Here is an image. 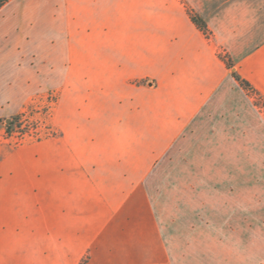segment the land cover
<instances>
[{
  "label": "crops",
  "instance_id": "crops-1",
  "mask_svg": "<svg viewBox=\"0 0 264 264\" xmlns=\"http://www.w3.org/2000/svg\"><path fill=\"white\" fill-rule=\"evenodd\" d=\"M155 1L48 0L45 32L30 40L66 57L80 34L95 42L80 56L96 60L49 85L61 94L57 135L17 152L13 169L1 162V183L21 172L46 206L23 217L30 224L0 225V264H173L147 181L216 93L238 84L232 73L264 103V37L227 48L228 68L189 15ZM209 10L194 17L226 42Z\"/></svg>",
  "mask_w": 264,
  "mask_h": 264
},
{
  "label": "rangeland",
  "instance_id": "rangeland-1",
  "mask_svg": "<svg viewBox=\"0 0 264 264\" xmlns=\"http://www.w3.org/2000/svg\"><path fill=\"white\" fill-rule=\"evenodd\" d=\"M166 1L170 10L182 9L189 17L208 4L228 47L202 32L224 63L231 64L227 48L264 37V0ZM48 8V0H8L0 7V165L5 161L12 169L17 152L57 135L61 94L49 85L62 81L66 68L96 60L80 56V50L95 47L80 34L68 41L66 57L59 46L53 50L54 42L30 40L43 36ZM157 29L153 52L160 43ZM18 175L0 181L3 226L30 224L23 217L46 206ZM147 182L173 264H264V103L255 91L233 84L216 93Z\"/></svg>",
  "mask_w": 264,
  "mask_h": 264
},
{
  "label": "trees",
  "instance_id": "trees-1",
  "mask_svg": "<svg viewBox=\"0 0 264 264\" xmlns=\"http://www.w3.org/2000/svg\"><path fill=\"white\" fill-rule=\"evenodd\" d=\"M6 2H8V0H0V7L2 5H4ZM192 21L195 23V25H197V27L201 30V31H206L205 26L199 21V19H196L194 16H191ZM226 66L228 68L231 67V65L229 63H225ZM232 77L234 78V80L239 84V86L247 91H254L251 86L249 85V83L243 79H241L238 75H236L235 73H232Z\"/></svg>",
  "mask_w": 264,
  "mask_h": 264
}]
</instances>
